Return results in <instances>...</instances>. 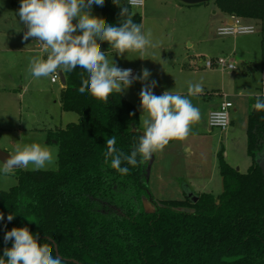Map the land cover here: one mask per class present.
I'll use <instances>...</instances> for the list:
<instances>
[{"label":"trees","instance_id":"1","mask_svg":"<svg viewBox=\"0 0 264 264\" xmlns=\"http://www.w3.org/2000/svg\"><path fill=\"white\" fill-rule=\"evenodd\" d=\"M214 4L227 16L264 21V0ZM101 13L109 22L123 23L112 0H105ZM132 19L143 25L140 13ZM102 48L105 55L111 49L106 41ZM81 73L87 77L79 67L64 73L59 96L62 110L77 112L78 121L47 132V142L58 148L57 169H15L18 183L0 190V258L7 259L4 249L14 242L4 241L7 231L26 226L53 257L57 244L63 264H264V175L257 161L264 151V110L254 108L258 95L251 97L248 114V170L232 166L222 148L218 197L207 192L196 194L197 201L156 200L149 188L150 160L122 164L129 167L127 175L105 163L107 138L115 136L117 149L126 154L138 146L143 135L138 107L123 93L107 103L81 94ZM259 96L264 97V77ZM146 197L155 210L145 208Z\"/></svg>","mask_w":264,"mask_h":264},{"label":"rangeland","instance_id":"2","mask_svg":"<svg viewBox=\"0 0 264 264\" xmlns=\"http://www.w3.org/2000/svg\"><path fill=\"white\" fill-rule=\"evenodd\" d=\"M21 2L22 0H15L14 4L12 0H0V44H3L1 41L8 33L17 34L23 29L24 25L17 15ZM147 4L150 5V7L147 6L148 11L141 14L144 18V31L151 34L150 39L153 45L145 51L147 61L153 65L150 66L147 62V67L145 66L151 72L147 83L150 84L152 80L157 82V86L153 89L155 95H162L166 90L172 91L190 99L192 104L200 110V120L190 126L188 137L181 141L187 147L182 149L183 145L179 144V146L167 147L166 151L157 152L156 164L154 163V166L151 167L150 188L151 190L154 188L152 193L155 198H153L159 200L179 199L180 189L183 191L189 189L191 187L189 180H192L193 177L205 178L214 173L217 151L220 148L227 146L229 162L235 168H239L241 172H246L252 164V159L246 151L241 153V150L237 149L238 138L234 139L242 123L243 127L247 128L246 120L248 109L252 105L251 99L239 98V112L233 113L234 126L236 127L233 136H230L228 145H226V133L230 127L227 131H222L219 128L208 131L209 114H206L202 102L204 97L189 95L188 82L200 83L203 87V94H206L207 89L221 88L224 81L227 87H224L226 94L238 92L241 94L240 90L245 88L244 93L246 94L248 92L258 93L261 89L263 76L261 51L264 45V21H252L256 28L253 34L220 36L217 33V28L220 25L218 16H222V12L216 8L214 0L202 3V5H198L199 7L182 4L179 0H147ZM144 10L145 8H143ZM214 11L219 12L217 13L219 15H214ZM209 16L211 18L208 19ZM227 53H231V55L233 53L235 56L237 69L234 71L221 67L209 69L205 67V61L209 57L225 56ZM199 55H206L207 58L196 57ZM126 58L127 54L121 57L112 49L109 52L110 66H122L121 63L126 62ZM248 59L256 64L250 69L244 65V60ZM138 69L142 71L141 68ZM50 79L51 77L36 79L40 83L38 87L44 93L43 95L39 94L37 92L39 89L34 87V90L31 91L32 96L27 97L25 103L29 104V108L24 110L27 116L24 117L26 122L23 125L19 124V116L16 118L17 122L10 127L5 124L7 120L0 117V147L3 150L14 155L17 145L39 143L55 153V163L43 170H53L58 167V148L57 145L46 142V128L65 127L68 123L76 122L79 119L77 112L64 111L60 109L58 103H54L60 96L59 83L51 84ZM48 83L53 86V93L48 90ZM39 95L42 100L37 98ZM139 101L138 105L143 117L145 115L142 114L141 100ZM4 104L6 105V102ZM33 126L42 128V130H31L34 128ZM140 130L143 133V122H140ZM244 133L245 130L243 132L242 128L238 137L243 136ZM172 147L180 148L177 151H172ZM262 156H264V151L257 157V161L261 165L264 164L261 160ZM2 166L3 162L0 160V167ZM26 170H31V167ZM216 170L219 172L218 166H216ZM188 178L189 180H187ZM17 183L15 169L7 178L0 176V190H8ZM144 205L148 211H153L156 208L151 199L147 197L144 198Z\"/></svg>","mask_w":264,"mask_h":264},{"label":"clouds","instance_id":"3","mask_svg":"<svg viewBox=\"0 0 264 264\" xmlns=\"http://www.w3.org/2000/svg\"><path fill=\"white\" fill-rule=\"evenodd\" d=\"M105 0H22L17 13L20 22L27 28L23 40L38 41L43 46L47 57H34L30 63L31 74L39 78H50L59 71L71 73L82 68V84L78 91H86L97 101L107 103L114 93L120 95L131 87L134 81L144 82L139 96L141 99L143 119V135L138 146L130 154L117 149L116 137L106 140L104 153L105 163L117 170L121 175L129 173L131 165L138 166L152 159L173 140H185L190 133V126L200 120V110L191 100L172 91H164L155 95L153 89L157 82L147 83L151 72L142 69V75L133 76L132 69H123L118 65L110 66L102 42H107L116 54L123 57L135 53L137 58L145 59V51L153 46L151 34L143 30L142 24L133 22L132 17L143 12L144 0H112L120 8V19L123 23L116 25L107 18L92 15L93 5L103 6ZM74 20L76 22H74ZM118 21V20H117ZM129 59V58H128ZM131 60V59H130ZM200 83L188 82L189 95L202 93ZM244 94L245 89H241ZM255 110H264V97L257 96ZM23 138V137H22ZM139 157V159H138ZM55 153L39 143L17 145L15 154H11L3 166L0 176L7 178L14 169L43 170L53 165ZM14 213L7 217L12 221ZM4 214L0 212V220ZM35 221V220H34ZM4 241H14L10 248L6 247L0 264H63L62 258L53 257L52 249L41 244L28 227H13L7 231Z\"/></svg>","mask_w":264,"mask_h":264},{"label":"crops","instance_id":"4","mask_svg":"<svg viewBox=\"0 0 264 264\" xmlns=\"http://www.w3.org/2000/svg\"><path fill=\"white\" fill-rule=\"evenodd\" d=\"M179 2L182 4H185L181 1H179ZM12 3L15 4V0H12ZM175 5L177 6L179 4H175ZM194 5L199 7L198 5H202V3L194 4ZM194 5H191V6H194ZM147 6L150 7V5L147 4V0H144V7L143 8H145V10L143 12L148 11ZM101 7L102 6L93 5V7L91 9L92 15L102 17ZM213 13L216 16L219 15V14H217V13H219L217 11H214ZM209 14H211V13L209 12ZM209 18H211V16H209L208 19ZM218 20H219V24H220L219 26L225 25L227 23H232V22L240 23V24H252V21H255L253 19L230 17V16L225 15L224 13H222V16L221 15L218 16ZM74 22H76V21L74 20ZM13 30H15V29H13ZM143 30H144V20H143ZM25 31H27V28L24 26L20 33H17V34L13 33V32L8 33L6 36H4L3 40L1 41V43H3L4 45L0 44V106H1L0 107V109H1L0 117L3 120L4 119L7 120L5 122L7 127H10L11 125H13L17 122V120H16L17 116H19V118H20L19 119L20 125H23L26 122V120H24V117L27 116V114H26V112L24 113V110L29 108V104H26L25 102L27 100V97L32 96L31 91L34 90L33 89L34 87L39 89L37 91L39 94L43 95V93H44V92H41V89L38 87L40 85V83L36 80L37 78H35L30 72V63H31L32 59L34 57H37V56H39L40 58L46 59L47 53H45L43 51V46L38 41H35V40L32 41V38H29L28 41H24L22 34H24ZM5 38H6V40H5ZM21 43H23V44H21ZM110 51H111V49L109 51H107V53H106V58L108 59V61H109V52ZM137 55L138 54H135V53L129 55V57H128L129 59L126 58V62L121 63V65L133 66L136 68H141V70L144 69L145 66L147 67V62H148L147 60L148 59H147L146 53H145V59L137 58ZM222 56L227 57L228 59H230L236 63V59L234 58L235 56L233 55V53H232V55H231V53L230 54L227 53V55H225V56L222 55ZM196 57L207 58L206 55H199ZM217 57H221V56L209 57V58L214 59ZM148 64H150V66H153L152 63L148 62ZM244 65L247 69H250L251 67H254L256 64H255V62H250L248 59L247 61L244 60ZM261 66H262V74H263V76H262V83H263L264 67L262 65V51H261ZM207 69H209V68H207ZM46 82H48V81L46 80ZM135 82H136V84H132L130 88L124 90L123 94L128 98L129 101H131L133 104H135L138 107L139 114H140V122H143V119H146L147 116L145 115L142 117L141 112H140V107L138 104L140 102L139 100H141L139 93H140L142 87L144 86V82L139 81V80H136ZM50 83L51 84L59 83L58 84L59 85V87H58L59 92L61 91L62 87L64 86L61 84L60 80L53 82L50 79ZM51 84L48 83V90L50 91V93H53V88H52L53 86ZM223 85L221 88L213 87V88L207 89L206 94H203V92H202L200 94H197L196 97H204V98H202V102L204 103L205 112L207 115L212 110L219 108L220 105L222 104V102H224L225 100H229V101L233 102V107L231 109V125L229 128L230 130L227 129L229 131H228V133H226V137H227V144L226 145H228V140H230L231 135L233 136V131L236 127V126H234L235 120L233 118V116H234L233 113L239 112V108H240V106L238 104L239 98L242 97L243 99L244 98L251 99V97H253L255 95L256 96L259 95L261 92V89L258 93H254V94H252L251 92H248L247 94L246 93L240 94L239 92L236 94H233V93H227L226 94L224 92V87L227 88L225 81H224ZM261 88H262V85H261ZM46 92H48V91H46ZM205 96H206V98H205ZM37 98L42 100L40 95ZM51 99H52V97H51ZM3 101L6 102V105L5 104L3 105V103H4ZM54 103H56V104L58 103V106L60 107V109H62L59 98H58V101L56 100V101H54ZM250 108L251 107H249V109H248L249 111H250ZM8 120H10V121H8ZM246 124L248 126V117L246 120ZM55 128H58V127L57 126L47 127L46 128L47 131L45 130V132H48L49 130L55 129ZM242 128H243V132L245 130L246 134L244 133L243 136L238 137L240 135V132H242ZM245 128L243 127V123H242L241 128L239 126V130L236 132V137H234V139L238 138L237 149L241 150V153H244V151H246V153L248 155V152H247L248 136H247V128L246 129ZM31 130H42V128L39 129V127H34ZM211 130L212 129L210 127H208V131H211ZM179 144L183 145V146H181L182 149L187 147L180 140L179 141L173 140L165 147V149L163 151H166L167 147L169 148L173 145L179 146ZM178 148H180V147H172L171 150L177 151ZM221 149L222 148H220V150ZM223 149H224L225 158L229 162V151L227 150V146L224 147ZM190 150H192L191 147H190ZM220 150H218L217 153ZM155 160L157 161V153H155L153 155V163H152L151 167L154 166L153 165L154 163L156 164ZM261 160L264 161V156H262ZM216 161H217V163L215 165V171L211 175L206 176L205 178L193 177L192 180H189V178L187 179V180H189L190 185H191V187H189V189L183 191L182 189H180L179 187L176 186L181 191V193L179 192V195H180L179 199L185 198L187 192H190V191L193 192L194 194L207 193V192L212 193L215 196H219L221 194V192L223 191V181H222V177L220 174V169H219V172L216 170V166H218V168H219L218 157H217ZM164 170H165V168H164ZM180 176H182V175H180ZM151 178H152V172L150 171L149 188H150V179ZM178 178H180V177H178ZM178 178H176V179H178ZM173 184H175L174 181H173ZM176 187H175V190L177 191ZM153 189L154 188H152V190ZM152 190L150 188V192H151L152 196L154 197ZM156 200H159V199H156ZM165 200H169V199H165Z\"/></svg>","mask_w":264,"mask_h":264},{"label":"built area","instance_id":"5","mask_svg":"<svg viewBox=\"0 0 264 264\" xmlns=\"http://www.w3.org/2000/svg\"><path fill=\"white\" fill-rule=\"evenodd\" d=\"M256 28L253 24H240V23H227L225 25L219 26L217 28V33L220 36L236 35V34H253ZM123 69H132L133 76L141 74V71L133 66L122 65L119 66ZM205 67L214 68L221 67L222 69L235 70L237 69L236 63L227 57H217L215 59L209 58L205 61ZM53 82L59 81V74L56 73L54 77H51ZM135 82V81H134ZM233 107V102L225 100L222 102L219 108L212 110L209 113V127L219 128L222 131H226L231 125V109Z\"/></svg>","mask_w":264,"mask_h":264},{"label":"water","instance_id":"6","mask_svg":"<svg viewBox=\"0 0 264 264\" xmlns=\"http://www.w3.org/2000/svg\"><path fill=\"white\" fill-rule=\"evenodd\" d=\"M185 4H188V5H194V4H200V3H205L209 0H179ZM58 74H59V77H60V82L62 85H65L66 83V77H65V74L63 72H59L58 71ZM10 153L3 150L1 147H0V160L2 162H6L8 158H10ZM264 162V161H263ZM153 163V157L152 159L150 160V164H149V168H148V176L150 175V171H151V165ZM261 165V164H260ZM264 164L261 165V168H262V171H263V175H264ZM239 170V168H237ZM186 196L188 197H191L194 201H197L198 200V197L196 196V194H194L193 192H187ZM54 245H55V249H56V254L59 256V252H58V248H57V244L54 242ZM3 249V248H2Z\"/></svg>","mask_w":264,"mask_h":264}]
</instances>
